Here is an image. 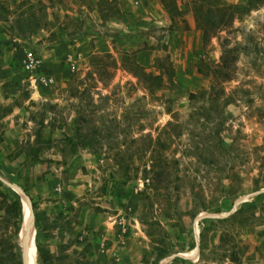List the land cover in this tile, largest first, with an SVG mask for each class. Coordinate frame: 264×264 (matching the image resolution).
<instances>
[{"label":"rangeland","instance_id":"374dc122","mask_svg":"<svg viewBox=\"0 0 264 264\" xmlns=\"http://www.w3.org/2000/svg\"><path fill=\"white\" fill-rule=\"evenodd\" d=\"M193 1H0V176L36 264H264V0H219L206 35ZM25 210L0 180V264H23Z\"/></svg>","mask_w":264,"mask_h":264},{"label":"trees","instance_id":"16d2710c","mask_svg":"<svg viewBox=\"0 0 264 264\" xmlns=\"http://www.w3.org/2000/svg\"><path fill=\"white\" fill-rule=\"evenodd\" d=\"M219 0H194V10L197 17V24L199 28L204 30V35L206 32L215 26H219L228 20H231L233 8L230 6L218 5ZM162 3L171 16L180 15L183 13L177 4V0H162ZM117 13L120 10L117 9ZM208 23V24H205ZM21 208V207H20Z\"/></svg>","mask_w":264,"mask_h":264},{"label":"crops","instance_id":"0c3cea01","mask_svg":"<svg viewBox=\"0 0 264 264\" xmlns=\"http://www.w3.org/2000/svg\"><path fill=\"white\" fill-rule=\"evenodd\" d=\"M1 1V0H0ZM33 97V96H32ZM30 98V99H33V98ZM29 99V100H30ZM13 115H14V113H11V115H9L8 116V118L10 119V122H6V125H7V129H6V132L7 133H12V132H14L16 129H13V128H11V126H14V122L12 121L13 119H11L10 117H13ZM30 124H32V123H34L33 122V120H30V121H28ZM47 123V125H45ZM35 124V123H34ZM34 124H32V125H34ZM39 127H41V129H40V136H43V137H45V139L48 141L49 140V134L47 133V132H45V131H47L48 129H50L51 127H52V125H49V122H48V120H44V122L43 123H41V125H39ZM24 131H25V133L26 132H28L29 130H31V128L30 127H28L27 129H23ZM26 135V137L27 138H25L24 139V136ZM36 137H37V135H32L31 136V138H30V135L29 134H23L22 136H21V139H19L18 137L16 138V137H14V139H6V140H4V141H1V142H27V141H29V142H34V140L36 139ZM29 139V140H28ZM31 139V140H30ZM54 149H55V147L54 146H50V147H46L45 149H44V155L46 156H54V157H57V158H59L60 160H63V158H64V154L62 153V150L61 149H55V150H58L59 151V153H54ZM24 156H26V154L24 153L23 154ZM47 162H49V161H45L44 162V167L42 168V170L44 169V170H48L49 169V164L47 163ZM47 164H48V166H47ZM71 167H70V170H73V168L74 167H72V165H70ZM23 169H21V171L23 172V173H25V177L27 178V173H29V170L25 167V165L22 167ZM63 168H64V166H63ZM20 171V170H19ZM50 174H52V172H49V173H47V176H49ZM43 188H46V189H49L50 191H52L53 190V188H54V183L51 181V179H46L45 181H42L41 183H39V184H37V186H36V192H38L39 191V189H43ZM55 189H56V187L54 188V191H55ZM29 193L32 195V191H29ZM68 199H70V198H67V199H65V201L66 200H68ZM61 201H55L54 203H60Z\"/></svg>","mask_w":264,"mask_h":264},{"label":"water","instance_id":"95a60500","mask_svg":"<svg viewBox=\"0 0 264 264\" xmlns=\"http://www.w3.org/2000/svg\"><path fill=\"white\" fill-rule=\"evenodd\" d=\"M0 180L7 186L11 187L12 189H15L21 195L22 200L24 201L25 205L28 208V213H29L28 224L25 227L24 235L22 238V247H23L22 261H23V264H30L29 263V249H30V242L34 235V229H35V226H34L35 219H34V214H33V204H32L31 198L25 192V190H23V188L19 186L18 184H16L15 182H10L1 176H0Z\"/></svg>","mask_w":264,"mask_h":264},{"label":"built area","instance_id":"2783aa9c","mask_svg":"<svg viewBox=\"0 0 264 264\" xmlns=\"http://www.w3.org/2000/svg\"><path fill=\"white\" fill-rule=\"evenodd\" d=\"M39 64H40V59L37 58L32 52H26L22 57V65L28 72H34L36 68L39 66ZM32 78L35 84L37 81L39 85L46 87L54 83V79L52 77H48L44 75H39L38 78L36 77H32Z\"/></svg>","mask_w":264,"mask_h":264},{"label":"bare ground","instance_id":"6f19581e","mask_svg":"<svg viewBox=\"0 0 264 264\" xmlns=\"http://www.w3.org/2000/svg\"><path fill=\"white\" fill-rule=\"evenodd\" d=\"M28 213L24 212V221H25V224L27 226L28 224ZM201 216V215H200ZM36 249V245H35V240H34V235L31 239V242H30V249H29V263L30 264H36L37 263V256H36V253H35V250ZM197 252L192 251V252H189L188 254H186L187 256L191 257L193 259V261H197L198 260V255L196 254Z\"/></svg>","mask_w":264,"mask_h":264}]
</instances>
